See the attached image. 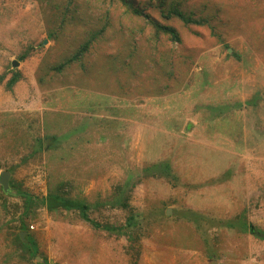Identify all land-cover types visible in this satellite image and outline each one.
<instances>
[{
    "label": "rangeland",
    "instance_id": "obj_1",
    "mask_svg": "<svg viewBox=\"0 0 264 264\" xmlns=\"http://www.w3.org/2000/svg\"><path fill=\"white\" fill-rule=\"evenodd\" d=\"M131 1L0 0V264H264V0Z\"/></svg>",
    "mask_w": 264,
    "mask_h": 264
},
{
    "label": "trees",
    "instance_id": "obj_2",
    "mask_svg": "<svg viewBox=\"0 0 264 264\" xmlns=\"http://www.w3.org/2000/svg\"><path fill=\"white\" fill-rule=\"evenodd\" d=\"M118 1H120L126 8L130 9L132 12H135L136 14L143 16L147 20L148 24H150V26L153 27L156 32H162V33L168 35L173 41L179 40V36L177 34V31L175 30V28L173 26H170L168 24H163V23L156 21L147 13L143 12L142 10L137 9L133 5L131 0H118ZM173 14L176 16H179L185 22V24H203V23H206L208 21L206 18H195V17H192L191 15H187L185 13H182L181 11H179L176 8L168 11L165 15L167 17H171ZM97 31L99 34H101L103 31V28H99ZM95 35H96V33L93 32L91 34V36L83 42V44L80 46L78 51L74 54V55H76L75 57H78V55H82L85 51L88 50V48L91 46V44L93 42V39L95 38ZM18 78H19L18 72H15L14 74H12L11 78L7 82L8 86L13 85L17 81ZM159 166H161L162 170L164 172H166V173H164L165 175L166 174L169 175V171L171 170V168L169 167L168 163L161 162L158 164V169H160ZM22 195H23L24 199L27 200L26 202H31L32 199L30 198L29 195L24 194V193H22ZM40 202L43 206L46 207V209L48 211H54L56 209L77 210L81 217H83L85 219H89L88 215H87L88 205L84 201L74 199V198H71L69 196L62 195L60 193L48 192L45 196H43L40 199ZM120 206H122L123 208H128L126 198L123 199ZM187 213L189 215L184 214V216H189L192 218L193 221L197 222V218H196L197 213L196 212H187ZM134 216L135 215L130 214L129 220L130 219L131 220L129 223L126 222L127 223L126 225H127V227H129V229L138 225L136 222L132 221L134 219L133 218ZM199 216H201V215H199ZM201 218H202V216H201ZM226 223L232 225V222L230 220L226 221ZM93 224L98 225V223H93ZM239 224H240L241 229H244V230L250 229V225L246 221H241ZM21 229H23L22 225H21ZM130 231H132V230H130ZM259 236H260V234H259ZM15 240L24 247H27L29 249H31V248L35 249V244L30 239V237L27 238L25 241V240H21L19 238V235L17 234V235H15Z\"/></svg>",
    "mask_w": 264,
    "mask_h": 264
},
{
    "label": "water",
    "instance_id": "obj_3",
    "mask_svg": "<svg viewBox=\"0 0 264 264\" xmlns=\"http://www.w3.org/2000/svg\"><path fill=\"white\" fill-rule=\"evenodd\" d=\"M17 62H13V65L16 64ZM8 178H9V173L7 171H2L0 173V183L3 187V190H6L7 185H8ZM20 235H23V232L20 233Z\"/></svg>",
    "mask_w": 264,
    "mask_h": 264
}]
</instances>
